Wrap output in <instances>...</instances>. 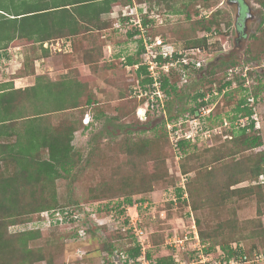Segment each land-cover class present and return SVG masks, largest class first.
I'll list each match as a JSON object with an SVG mask.
<instances>
[{"label":"trees","instance_id":"trees-1","mask_svg":"<svg viewBox=\"0 0 264 264\" xmlns=\"http://www.w3.org/2000/svg\"><path fill=\"white\" fill-rule=\"evenodd\" d=\"M149 1L152 0H0V50L6 49L10 44L15 46L38 44L39 48L47 55V48L43 47L44 43H53L56 40L64 39L70 43V53L78 54V58H75L74 61L80 60L92 69L97 63V57L93 58L96 50L85 48L83 52L79 53V51H82V43L87 40L88 34L92 30L98 31L108 28L109 24L103 21L102 16L111 14L113 6L139 5L149 3ZM154 1L157 5L166 3L165 7L173 15H178L181 12L175 5L168 4L170 0ZM214 1L190 0V2L202 3L205 8L212 7ZM183 4L184 7H188L187 1ZM258 4L264 7L263 2ZM219 16L220 11L218 10L208 16H200L195 21V25L197 26L196 31L202 32L203 35L190 41L182 50L198 49L203 51L207 49L210 45L208 43L209 38L216 36L217 29L220 27ZM189 18L190 15L187 13L186 19L189 20ZM146 21L145 17L143 25L147 24ZM138 34L139 31L134 27V31L128 33V37L134 38ZM205 34L211 35L206 36ZM226 34H222V38H225ZM138 42L140 43L139 50L135 57L127 58L126 65L128 66H134L141 62L140 55L143 51V45L142 40L138 39ZM258 54L259 57L248 59L245 62H259L260 55L264 56V50ZM64 57L67 58L68 55ZM238 64L235 59L220 61V65L226 70V75L230 70L233 71L234 80L232 82L220 81L218 93H222L225 88L227 90L235 88L236 82H238L239 90L245 93L244 97L240 98L235 105V116L230 118L233 122L238 117L250 116L256 108V103L264 99V72H261L258 67V69L249 70L247 78H243L241 76L243 70L251 63L241 67ZM248 67L252 68L253 66ZM184 68L188 69L190 73L197 70L201 71L203 67L201 69H194L193 66ZM30 74H34V69L31 70ZM145 74L146 68L143 66H140L135 72L136 77H140L138 80L141 89L144 88L145 84L151 82L144 77ZM212 74H214L213 68L209 72V75ZM175 75L181 79L176 73ZM170 78L163 76L160 81L161 91L165 95L163 103L160 104L158 99L153 102L148 101L144 120L146 123L141 124L142 128L150 126V117L164 116V114L166 116L167 111L172 109L171 96L175 98L180 95V89L172 83ZM249 79L256 81V84L251 86V83L247 87ZM226 92L223 93V96ZM203 98L202 93L191 96V100L195 104L189 109L190 115L196 113L195 117L198 116L200 107L205 104L202 101ZM249 99L253 100V104L249 102ZM134 100L137 104L135 103L136 106L133 107L132 112L136 114L137 108L143 106L147 98L144 97L141 100L134 98ZM225 102L230 104V101ZM89 106H98V104L93 95H90L89 92L86 95L83 84L77 79L62 78L59 81H51L45 77H37L34 85L24 88H14L11 83H0V264H55L47 249L30 245L39 240L41 235L39 227L9 235L7 233L9 226L29 221L31 216L32 219L44 223L45 220L41 214L49 212V227L54 226L56 228L57 225L74 226L78 223L71 229L72 237L83 240L85 232L93 233V230L85 220L84 213V218L77 220L73 219V214L79 213L80 210L84 211L88 205L115 196L125 197L126 200L123 205L126 208L134 207L137 200L144 201L143 198L137 197L135 199L134 196L148 194L154 185L160 182H172L168 178V171L165 166L169 153L168 149L170 146L172 148V145L171 143L169 145V134L166 131L165 123L162 122L150 130V137L125 141L121 144L119 149L128 159L124 165L129 166V169L122 171L120 166L113 168L108 182L104 181L95 186H88L87 194L89 196L84 202L85 205L76 201L71 204H61L58 200V181L69 179L70 182H73L83 172H96L99 165L97 159L99 161L102 159L99 150L102 139L99 136L92 139V145L86 155L76 151L73 145L74 136L79 131L78 124H80V121L74 117V112L80 111L83 115L85 114L83 107ZM116 111L120 112L121 115L107 117L104 110L97 107L93 118L99 120L104 117L107 124L113 129L112 132L116 130L131 132L128 124L119 123L125 117L124 110L118 107ZM176 111L174 109L175 114L170 115V113L168 115L169 121L178 119L179 113ZM57 115L62 117L55 122L53 118ZM137 118L139 117L137 116ZM216 120L219 121L220 125L225 126L227 123L226 120L217 115H209L203 122V128L207 130L208 122L214 124L213 122ZM88 123L89 121L82 126L84 131L89 129ZM173 123L175 124V122ZM232 123L230 127L233 128ZM184 124L177 129L180 128L183 132L188 131L187 125L185 127ZM137 126L138 124L134 125V127ZM247 128L250 129L249 132H247ZM104 129L109 135H112L110 129L107 127ZM233 133L238 134L230 142L237 148L234 149L235 152H250L259 149L256 152V158L249 157V161H246L247 169L245 172V180L258 182L259 177L264 176V149H260L264 148V143L261 133L259 130H253L251 124L235 130ZM228 137L229 135H226V138ZM189 143L190 141L179 140L177 143L178 152L185 154L191 145ZM234 151L230 150L229 152L234 153ZM93 157L95 158L93 159ZM133 159L138 161H133ZM219 161L221 158L217 155L204 164L194 163L191 167L182 165L181 172L183 174L193 172L194 177L185 185L188 193L187 199H180L179 190L176 194L178 196L177 201L181 202L182 205L188 206L194 212L206 211L208 214H213L214 219L217 220L220 218L225 205L231 200H244L253 195L258 196L259 202L264 199V183L232 189V186L242 182L234 173L226 179L218 181V167H209V165L217 164ZM144 165H148L147 170L143 169ZM140 209L138 208V213H140ZM70 210L71 213H68ZM121 212L124 211L119 213ZM55 214L60 216L55 217ZM87 216L89 215L86 214ZM96 216L98 217L100 214H96ZM171 217L173 214L168 213L167 219ZM180 217L182 218V216ZM127 224L129 227V220ZM206 224L208 223L206 222ZM259 225L260 222L257 226ZM136 226L145 231L152 245V249L147 252V258H152L156 264H173L172 253L171 255L161 254L162 249L161 251L160 249L153 251V248L161 244V238L156 234L152 235L140 218ZM257 226L252 224L249 229L251 231L244 235L242 233L244 229H237L235 224L230 223V221L218 223L216 229L210 230L208 226L206 229H202L199 220L196 224L201 241L210 244V250L214 257L217 256L216 247L225 253V257H229L232 253L230 245L233 243H242L249 253L256 251L264 255V227L258 228ZM80 227H84L83 235L79 234L78 228ZM120 232L123 234L116 233L119 240H124V237L127 240L129 236L131 242L136 240L130 227L128 230L123 229ZM246 239L251 240V242L247 243ZM118 248L110 240L102 246V249L108 254L110 264H115L114 255L118 256L117 259L122 264H135L136 258L140 255V248L136 244L123 249Z\"/></svg>","mask_w":264,"mask_h":264},{"label":"rangeland","instance_id":"rangeland-1","mask_svg":"<svg viewBox=\"0 0 264 264\" xmlns=\"http://www.w3.org/2000/svg\"><path fill=\"white\" fill-rule=\"evenodd\" d=\"M185 1H187L188 7H184L183 3ZM245 1L250 7L245 21V32L241 31V27L235 25L236 6L229 3L228 0H215L212 7L209 8H205L200 2H190V0L168 1V4L175 5L177 9L181 10L178 15L171 14L165 7L166 3L157 5L154 0L146 4H137L138 7L136 8L138 11L136 13L133 11L132 15L130 14L132 13L131 11L125 10L127 6H113L111 14L102 16L103 21L109 24L108 28L98 31L92 30L88 34L87 40L82 43V51H79L81 53L85 48L96 50L97 54L95 53L93 58L97 57V63L92 69L80 60L74 61L75 58H78V54H74L73 52L64 54L66 52L62 48L61 52H59L56 49L48 47L47 55L39 48L38 44H25L21 46L10 44L6 49L0 50V83H11L14 88H24L26 82H20L17 79L35 76L38 70L43 77L50 78L51 80L54 79L53 81L55 79L59 81L62 78L77 79V81L83 84V90L86 92V95L89 92L98 104V106L83 107L85 111L83 115L80 111L74 112V117L80 121V124H78L79 131L74 136L73 145L76 151H80L86 155L92 145V139L99 136L102 139L99 146L102 159L100 161L97 159L99 165L96 172H83L73 182H70L69 179L58 181V200L61 204H71L75 201L83 204L89 196L87 194L88 186H95L99 182H108L113 168L120 166L122 171L129 169V166L124 165L128 162V159L119 149L121 144L125 141H135L140 138L150 137V130L162 122L165 123V127L167 124H170L176 129L185 123L184 125L185 127L187 125V130H192L194 138L188 140L191 145H189V149L186 150L185 154L174 150L171 146L169 147L165 166L168 171V178L172 182H160L154 185L152 191L148 194L134 196L135 199L137 197L144 199L143 202L138 200L136 202L138 207L141 208L139 218L142 223L152 235L156 234L162 240V245L160 244L158 247L153 248V251H159V249L161 251L162 249L163 252L161 254L171 255L170 250L164 249L162 242H164L165 237L174 234L180 236L186 229L188 231V212L191 209L175 200V189L180 185L182 180H184V184L186 185L187 181H190L194 177V173L183 174L180 169L182 165L191 167L194 163L198 165L204 164V162L218 155L221 161L217 164L209 165V167H218V181L224 180L234 173L242 182L232 186V189L256 185L253 180H245V172L247 169L246 161H249V157L256 158V152L259 149H254L250 152H235L234 149L236 150L237 148L230 143L238 135L237 133H233L236 129L230 127L233 122L230 118L235 116V105L240 98L244 97L245 93L239 90L238 82H236V87L229 89L224 96L221 92L218 93L219 82H224L228 78V75L225 74L226 70L220 65V61L222 60L229 61L235 59L239 63V67L251 63L253 67L250 70L258 69L259 67L261 72H264L263 55H260L259 62H245L248 59L251 60L254 57H259L258 53L264 50V7L258 4L260 2L264 3V0ZM216 10L220 11V27L217 29V35L209 38L208 43L210 45L207 49L201 51L200 54L195 53V59L201 65L200 69L203 68L201 71L197 70L188 73L189 75L185 80L186 83L178 79L175 74H172L170 80L180 89V95L175 98L171 96L172 109L171 111H167L166 116L165 114L164 116L160 115L157 117L149 116L151 118L150 126L142 128L141 124L146 123L144 122L145 119L143 117L137 118L136 114H133L132 109L137 103L134 100L135 97H131L133 87L137 85V80L140 77H136V70L132 66H127L125 59L121 57H135L139 50V36L134 38L128 37V33L134 31V20L137 19V16L142 20L146 17L148 30L144 36L151 37L153 40L154 38H161L173 50L178 51L185 49L190 41L203 35L202 32L196 31L197 26L195 25V21L200 16H208ZM126 12L130 16H126ZM187 13L190 15L189 20L186 19ZM129 19H133V21L128 22ZM242 20H245L244 10H242L240 17V21ZM225 33H227L225 38H222V34L224 35ZM65 55H68V57L65 58ZM79 68H83V72H80ZM212 68L214 74L209 75ZM32 69H34V74H30ZM233 77L232 81L234 80ZM248 82L247 87L251 83V86L256 84L254 80L251 81L249 79ZM197 93H202L204 97L211 95L210 99H212L215 107L210 116L217 115L223 118L227 122L226 126L220 125L217 119L216 122L212 121L214 124L208 122V130H206L202 125L207 117L200 118L199 122H193L192 119L196 118V113L190 115L189 109L195 104L191 100V96ZM215 93L218 94L215 95ZM224 100L230 101V104H227ZM256 104V109L261 117V129L259 132L264 143V99L258 101ZM97 107H101L107 117L120 116L121 113H118L116 109L118 107L122 108L125 117L119 123L128 124L130 126L129 131L131 132H119L118 130L112 132L113 129L107 124L104 117L95 120L93 115L96 113L95 109ZM174 109L179 113L178 119L169 121L167 117L170 113V115L175 114L173 112ZM86 114L91 118V129L84 131L82 126L89 120ZM140 114L142 115V111H140ZM61 117L60 115L54 116L53 120L56 122ZM137 124L138 126L134 127ZM105 127L110 129L112 135H109L107 130L105 131ZM226 135H229V137L226 138ZM230 150H233L234 153L229 152ZM136 159H133V161H138ZM147 166L144 165L143 169L147 170ZM257 197L253 195L244 200H231L225 205L224 210L221 211L222 213L220 212L221 216L218 220L214 219L215 216L213 214H208L206 211L194 212L191 210V212L196 224L198 220L200 221L202 229H206L207 226L209 230L216 229L218 223L230 221V223L235 224L237 229L243 228L242 233L246 235L251 231L249 229L252 224L257 226L260 222V225L257 227H264V199L259 202ZM125 200V197L115 196L111 199H103L88 205L84 211L80 210V218H84V213L85 220L91 225L90 228L93 230V233L85 232L83 240L72 237L71 229L77 226L78 223L74 226L57 225L56 228L54 226L49 227V220L47 219L48 221H46V216L42 215L41 217L45 220L44 223L32 219L33 217L31 216V220L29 221L9 226L7 233L12 235L39 227L40 238L30 245L32 247H44L47 249L55 264H110L107 252L102 249L106 241H112L117 248L120 247L118 249L136 244V240L133 242L129 240L130 236L127 240L125 237L124 240H119L116 234L122 233L120 230H128L127 223L129 216L136 213L133 207H128L127 209L123 205L125 204ZM120 211L124 212L119 213ZM168 213L173 214V217L167 219ZM86 214L89 216L86 217ZM96 214H100V216L97 217ZM128 214L130 215L128 216ZM180 216H182V219H180ZM102 225L104 227H98ZM78 229L79 232L84 233V227ZM250 242L251 240H247V243ZM180 256V259L186 264H193L190 252L185 251Z\"/></svg>","mask_w":264,"mask_h":264},{"label":"built area","instance_id":"built-area-1","mask_svg":"<svg viewBox=\"0 0 264 264\" xmlns=\"http://www.w3.org/2000/svg\"><path fill=\"white\" fill-rule=\"evenodd\" d=\"M128 9L133 14V11H138L136 6H127L125 10ZM129 13H125L126 16H130ZM137 16V14H136ZM133 19H129L128 22H132ZM134 27L139 31V39L142 40L143 51L140 55L141 62L137 65L132 66L135 70L139 69L140 66L146 68L145 78L151 80L149 84H145L143 89L139 87V80H137V85L133 87L131 97H135L137 100H141L142 98H147L145 104L143 106H139L136 110L137 116L143 117L145 119L146 109L148 107V101L153 102L159 100V103H163V99L165 95L161 91V78L163 76L170 77L172 74H177L181 77V80L186 83V78L188 77L189 70L185 69L184 67L193 66L194 69H199L201 67L200 62L196 60L193 56L196 54H200L201 51L196 50H173L168 43H165L164 40L161 38H154L144 36L148 30V24L143 25V20L137 16V19L134 20ZM209 36L211 34H205ZM60 41V40H59ZM56 41L54 44L44 43L43 47L51 49H56L61 52V48L65 52L64 45ZM58 47V48H55ZM69 49L71 50V46L69 45ZM192 56V57H190ZM128 68V67H127ZM250 70L249 67H246L241 76L243 78H247V72ZM233 71L230 70L228 73V78L226 81L232 82ZM143 77V76H142ZM234 78V77H233ZM247 85V83H246ZM245 85V86H246ZM228 91L225 88L222 91V95L224 92ZM218 93H215L217 95ZM211 95H206L202 101L205 103L203 104L198 112V116L193 120L200 121V118L208 117L210 113L213 111L215 104H213L212 99H210ZM249 102L253 104V100L249 99ZM210 104V105H209ZM142 111V115L140 114ZM190 123V122H189ZM233 127L238 130L247 127L248 125L253 126V130H260L261 129V117L257 109L253 111L250 116L247 117H238L236 121L233 123ZM227 123L225 124V126ZM167 131L169 134L170 143L174 150L178 151V141L179 140H190L193 137L192 130L183 132L180 128L175 129L173 125L167 124ZM208 130V129H207ZM249 128H247V132H249ZM264 183V176H260L258 182L255 184H263ZM176 194H180V199L185 200L187 199V192L184 184V180L176 187ZM178 196H176V201ZM137 202V201H136ZM134 203V209L136 213L132 216H129V227L131 228L132 234L136 239V245L140 248V255L136 258L135 264H156V262L152 258H147V252L152 249V245L149 242V238L145 231L140 228H137L136 224L138 223L139 213L137 212L138 204ZM176 204V202H175ZM143 206V205H142ZM146 208V207H145ZM128 209V208H127ZM71 213V210L68 211ZM42 216H46V221L50 223L49 212H43ZM60 216L59 214H55ZM73 219H79L80 214L75 213L72 215ZM188 231L187 229L183 232L182 235L178 236L176 234L171 236H166L163 242L164 249L170 250L173 256V264H186L180 258V254L188 251L191 253V261L193 264H264V255L260 254L256 251L251 253L247 252L244 248L242 243H233L230 245V249L232 253L229 257H225V253L221 251L219 247L215 248V253L217 254L216 257L213 256L210 250V244L202 242L196 227L195 219L191 210L188 212ZM166 218V217H165ZM48 219V220H47ZM67 219H69L67 217ZM182 219V218H180ZM128 227V228H129ZM187 231V232H186ZM186 232V233H185ZM185 233V234H184ZM80 235H83V232H79Z\"/></svg>","mask_w":264,"mask_h":264},{"label":"water","instance_id":"water-1","mask_svg":"<svg viewBox=\"0 0 264 264\" xmlns=\"http://www.w3.org/2000/svg\"><path fill=\"white\" fill-rule=\"evenodd\" d=\"M228 1H229V3L235 4V6H236L235 25L241 27V29H242L241 31L245 32V24H246L245 21H246V18L248 16L247 13L250 11L249 5L246 3L245 0H228ZM242 10H244L245 20L240 21ZM117 258H118V256H116V255L113 256V259H114L113 261L115 262V264H122L120 261H118Z\"/></svg>","mask_w":264,"mask_h":264},{"label":"crops","instance_id":"crops-1","mask_svg":"<svg viewBox=\"0 0 264 264\" xmlns=\"http://www.w3.org/2000/svg\"><path fill=\"white\" fill-rule=\"evenodd\" d=\"M131 6H136V7H138V5L137 4H133V5H131ZM60 42L64 45V47H65V52L66 53H64V54H68V53H70V49H69V45H70V43L68 42V40H64V39H62V40H60ZM123 59H125V61H127V58L125 57V56H121ZM82 67V66H81ZM79 71L80 72H83V68H79ZM67 72V71H66ZM40 72L37 70V73H36V75L35 76H30V77H20L19 79H17L18 81H20V82H26V86L25 87H27V86H32V85H34V83L36 82V78L37 77H43L42 75H41V73L39 74ZM32 77V78H31ZM49 80H51L50 78H48ZM54 80V79H53ZM53 80H51V81H53ZM33 81V82H32ZM55 81H56V79H55ZM87 116H88V118H89V129L88 130H90L91 129V118L89 117V115L88 114H86ZM85 124V123H84Z\"/></svg>","mask_w":264,"mask_h":264},{"label":"clouds","instance_id":"clouds-1","mask_svg":"<svg viewBox=\"0 0 264 264\" xmlns=\"http://www.w3.org/2000/svg\"><path fill=\"white\" fill-rule=\"evenodd\" d=\"M127 66H128V65H127ZM88 121H89V120H88ZM88 121H87V122H88ZM87 122H86V123H87Z\"/></svg>","mask_w":264,"mask_h":264}]
</instances>
